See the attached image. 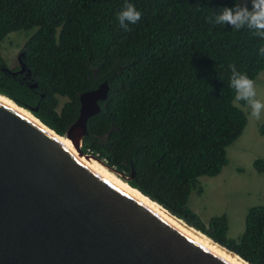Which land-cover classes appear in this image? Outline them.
Wrapping results in <instances>:
<instances>
[{
  "label": "trees",
  "instance_id": "1",
  "mask_svg": "<svg viewBox=\"0 0 264 264\" xmlns=\"http://www.w3.org/2000/svg\"><path fill=\"white\" fill-rule=\"evenodd\" d=\"M128 2L141 20L125 31L117 19L125 0H0V94L63 136L78 116L80 93L106 80L82 151L249 264H264V205L248 208L238 238L228 236L226 214L205 222L189 205L192 190L202 191L199 178L221 172L227 147L247 124L229 66L254 80L264 70V41L247 28L208 22L237 0ZM31 29L23 58L30 75L12 74L2 41ZM59 97L67 98L60 110ZM253 166L264 172L263 159Z\"/></svg>",
  "mask_w": 264,
  "mask_h": 264
},
{
  "label": "water",
  "instance_id": "2",
  "mask_svg": "<svg viewBox=\"0 0 264 264\" xmlns=\"http://www.w3.org/2000/svg\"><path fill=\"white\" fill-rule=\"evenodd\" d=\"M22 57L19 69H6L30 75ZM107 91L105 80L80 93L78 116L63 136L128 183L130 176L82 151L87 121ZM0 264L240 263L0 101Z\"/></svg>",
  "mask_w": 264,
  "mask_h": 264
},
{
  "label": "rangeland",
  "instance_id": "3",
  "mask_svg": "<svg viewBox=\"0 0 264 264\" xmlns=\"http://www.w3.org/2000/svg\"><path fill=\"white\" fill-rule=\"evenodd\" d=\"M33 31L11 32L2 41L1 54L10 69L18 66L17 56ZM254 81L257 97L264 100V70ZM66 100L59 97L58 110ZM235 104L247 114V124L242 134L227 147V163L221 172L212 177H200L198 185L202 191L193 189L189 197L190 207L205 222L211 216L226 214L231 238L242 234L248 208L264 205V172L259 173L253 166L255 159L264 160V113L259 120L251 119L247 105Z\"/></svg>",
  "mask_w": 264,
  "mask_h": 264
},
{
  "label": "clouds",
  "instance_id": "4",
  "mask_svg": "<svg viewBox=\"0 0 264 264\" xmlns=\"http://www.w3.org/2000/svg\"><path fill=\"white\" fill-rule=\"evenodd\" d=\"M240 0L233 7H224L213 17L209 23L216 25H229L234 30L247 28L252 35L264 41V0ZM120 26L127 31L129 25H135L141 20V12L134 4L125 0L121 11L117 15ZM259 54L264 56V46L259 48ZM230 87L235 92V102H244L250 109L249 117L259 120L264 113V100L257 97L255 81L246 73L237 70L235 65H230Z\"/></svg>",
  "mask_w": 264,
  "mask_h": 264
},
{
  "label": "bare ground",
  "instance_id": "5",
  "mask_svg": "<svg viewBox=\"0 0 264 264\" xmlns=\"http://www.w3.org/2000/svg\"><path fill=\"white\" fill-rule=\"evenodd\" d=\"M0 101L4 102L5 104L15 108L16 110L20 111L23 114H25L27 117H29L31 120H33L36 124H38L44 130H46L48 133H50L53 137H55L57 140H59L63 145H65L67 148H69L72 152H74L77 156H79L81 159H83L85 162H87L89 165H91L92 167H94L95 169H97L101 173L105 174L106 176H108L109 178H111L112 180L117 182L118 184L122 185L123 187H125L129 191L133 192L134 194H136L137 196H139L143 200L147 201L148 203H150L151 205L156 207L163 214L168 216L170 219H172L174 222H176L177 224H179L180 226H182L186 230L190 231L194 235L202 238L203 240H205V241L209 242L210 244L214 245L215 247L219 248L220 250H222L223 252L228 254L230 257L235 259L237 262H239L240 264H249L247 261L243 260L238 255H236V254L232 253L231 251L225 249L224 247L220 246L218 243L214 242L212 239H210L206 235L202 234L200 231L194 229L193 227H190L185 222H183L181 219H179V218L175 217L174 215H172L168 210L163 208L161 205H159L158 203L152 201L147 196L143 195L138 189L131 187L128 183L124 182L123 180H121L120 178L115 176V174H112L109 170H107V168L104 165H102L96 159H94L92 157H89L87 155L81 154L77 150V148L71 143V141L69 139H67L66 137H64L62 135H58L54 130H52L51 128H49L45 124H43L30 111L18 106L14 101H12L11 99H9L8 97H6V96H4L2 94H0Z\"/></svg>",
  "mask_w": 264,
  "mask_h": 264
},
{
  "label": "flooded vegetation",
  "instance_id": "6",
  "mask_svg": "<svg viewBox=\"0 0 264 264\" xmlns=\"http://www.w3.org/2000/svg\"><path fill=\"white\" fill-rule=\"evenodd\" d=\"M24 48H25V45H24ZM24 48H22V49L20 50L19 54H20L21 52L24 53ZM19 54H18V55H19ZM23 58H24V57H22V61H24ZM17 61H18V66H17L16 68L19 69L20 66H21V64H20V62H19V60H18V56H17ZM17 69H16V70H17ZM24 72H25V71H24ZM22 73H23V72H22ZM22 73H18V74H22Z\"/></svg>",
  "mask_w": 264,
  "mask_h": 264
}]
</instances>
